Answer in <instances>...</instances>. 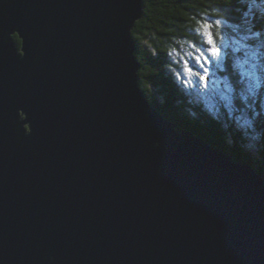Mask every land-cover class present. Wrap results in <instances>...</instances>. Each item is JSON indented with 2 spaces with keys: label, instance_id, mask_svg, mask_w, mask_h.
<instances>
[{
  "label": "water",
  "instance_id": "water-1",
  "mask_svg": "<svg viewBox=\"0 0 264 264\" xmlns=\"http://www.w3.org/2000/svg\"><path fill=\"white\" fill-rule=\"evenodd\" d=\"M142 10L0 0V264H264V177L149 102Z\"/></svg>",
  "mask_w": 264,
  "mask_h": 264
},
{
  "label": "trees",
  "instance_id": "trees-1",
  "mask_svg": "<svg viewBox=\"0 0 264 264\" xmlns=\"http://www.w3.org/2000/svg\"><path fill=\"white\" fill-rule=\"evenodd\" d=\"M257 1L143 0L132 36L140 88L163 117L264 177V11ZM204 24H211L218 56L208 55L210 46L197 30ZM182 41L199 51L195 60L187 57L195 63L191 84L171 60ZM200 75L214 79V98L194 89Z\"/></svg>",
  "mask_w": 264,
  "mask_h": 264
},
{
  "label": "rangeland",
  "instance_id": "rangeland-1",
  "mask_svg": "<svg viewBox=\"0 0 264 264\" xmlns=\"http://www.w3.org/2000/svg\"><path fill=\"white\" fill-rule=\"evenodd\" d=\"M205 25H208V24H205ZM203 26H200L199 28H197V30H201V32L204 33L203 32ZM191 53H196V49L192 48V46L187 45V44H183L178 48V50L171 52V54L173 55L174 61L176 60L175 62H178L180 65L179 71L182 75L185 74L186 76H193V73L188 69L187 65L184 63L185 58H182V54L189 55ZM151 91H153V93H155L157 95V97H159L158 100H160V101L163 100L160 98V95L157 94V91L152 86H151Z\"/></svg>",
  "mask_w": 264,
  "mask_h": 264
},
{
  "label": "snow or ice",
  "instance_id": "snow-or-ice-1",
  "mask_svg": "<svg viewBox=\"0 0 264 264\" xmlns=\"http://www.w3.org/2000/svg\"><path fill=\"white\" fill-rule=\"evenodd\" d=\"M203 32H204V37L206 39L207 44L210 46L209 50H208V55L215 57L219 55V48H217L216 43L214 41L213 35L212 33L209 31V26L208 25H204L203 26ZM207 71V69H205V72ZM199 80L201 83L206 84V77L204 75H200L199 76Z\"/></svg>",
  "mask_w": 264,
  "mask_h": 264
},
{
  "label": "bare ground",
  "instance_id": "bare-ground-1",
  "mask_svg": "<svg viewBox=\"0 0 264 264\" xmlns=\"http://www.w3.org/2000/svg\"><path fill=\"white\" fill-rule=\"evenodd\" d=\"M193 134V133H192ZM220 149V148H219Z\"/></svg>",
  "mask_w": 264,
  "mask_h": 264
}]
</instances>
